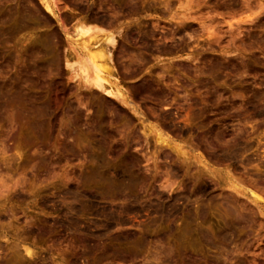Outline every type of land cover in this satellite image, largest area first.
<instances>
[{"label":"rangeland","instance_id":"obj_1","mask_svg":"<svg viewBox=\"0 0 264 264\" xmlns=\"http://www.w3.org/2000/svg\"><path fill=\"white\" fill-rule=\"evenodd\" d=\"M0 264H264V0H0Z\"/></svg>","mask_w":264,"mask_h":264},{"label":"bare ground","instance_id":"obj_2","mask_svg":"<svg viewBox=\"0 0 264 264\" xmlns=\"http://www.w3.org/2000/svg\"><path fill=\"white\" fill-rule=\"evenodd\" d=\"M54 5V4H53ZM44 7H45V10L47 11V12H49V13H52V10H51V8L47 5V4H44ZM186 19V18H185ZM79 32H78V34H79V36H81V37H86V36H90V34L93 32H91V30L89 29V28H83V27H80L79 29ZM119 33V32H118ZM105 41L108 43V45H110L111 47H114V45L116 44L115 43V38L114 37H112V35L111 36H107V38L105 39ZM97 42V41H96ZM106 43V44H107ZM91 44V43H90ZM92 45H94V48L93 49H91V47L89 46V47H86L85 48V50H87L88 51V55H87V57H86V59L85 60H83L82 59V61H83V65L81 66V67H83V66H85L84 68H81L80 70H81V72H82V69H85V70H83V72L85 73V71L87 70V69H89V71H90V69H91V72L90 73H92L93 72V78H91V79H88V78H85L84 80H85V82H87L88 84H90V85H92L93 86V88L95 89V90H98V91H104L106 94H107V96H110V97H115V98H117L119 95H120V92H118V91H114V90H106L105 89V83H107V81L102 77V75H104V73H111V71H112V69L111 68H109L110 66H109V63H110V58L108 57L109 56V54L107 53H105V51L106 50H103L102 49V46H100L101 47V49H99V47L98 46H96V43H94V44H92ZM93 47V46H92ZM105 47V46H104ZM105 49V48H104ZM106 52H108V50L106 51ZM74 54V53H73ZM72 59V58H71ZM79 59V58H78ZM68 60V59H67ZM77 61H79V60H77ZM80 62V61H79ZM75 63V62H74ZM80 63H82V62H80ZM76 64V63H75ZM79 64V63H78ZM71 66H74V64H72ZM67 67H68V65H67ZM76 67H77V65H76ZM69 68H72V67H70L69 66ZM74 68V67H73ZM78 68H80V65H79V67ZM79 70V69H78ZM71 71H73L72 69H71ZM78 75V74H77ZM76 75V76H77ZM112 75V74H111ZM88 76V75H87ZM91 77V76H90ZM109 81V80H108ZM89 85V86H90ZM12 100H13V98H12ZM10 101V100H9ZM14 101V100H13ZM11 102V101H10ZM15 102V101H14ZM13 104V103H12ZM124 105V104H123ZM150 132V131H149ZM159 140V139H158ZM156 142H158V141H156ZM101 156V155H100ZM181 156V155H180ZM103 158V157H102ZM102 158L100 157V159H101V161H98L97 159H99V157L98 158H96V160L98 161V164H97V167H96V169L94 170V172H93V178L95 179V181H96V183L97 184H99L100 185V187H101V192H100V197H101V199H103V200H107V199H110L112 196H113V194H115L114 196H122V195H127V196H129V195H132L133 193H132V191L135 189L134 187H135V185H136V183H137V181H138V179H137V177H136V175H134L133 174V169L131 170V171H133V172H131L128 168H120V169H116L117 167H115V169L113 170V173H112V177L111 176H107V172L109 171H106L105 170V168H104V165H105V163H104V165L102 164ZM99 159V160H100ZM122 166V165H121ZM123 166H126V165H123ZM128 166V165H127ZM126 166V167H127ZM106 167V166H105ZM134 168V167H133ZM106 187H108V188H111L110 189V192H109V190L106 188ZM234 187V186H233ZM115 191H113V190ZM230 189V188H229ZM111 190H112V193H111ZM238 190V189H237ZM234 191V190H233ZM114 192V193H113ZM252 194V193H251ZM253 195V194H252ZM255 196V195H254ZM258 196V195H257ZM131 197V196H130ZM72 198H73V196H72ZM116 198V197H115ZM114 198V199H115ZM253 199V198H252ZM261 199V198H260ZM76 200V199H75ZM259 200V199H258ZM70 208V207H69ZM88 208V207H87ZM148 209V208H147ZM147 209H145V210H147ZM109 210H110V208H109ZM130 212L132 211V213H133V211H135V210H137L135 207H130ZM150 210H151V208H150ZM72 210L70 209V212H71ZM177 211V210H176ZM151 212H153V211H151ZM106 213V212H105ZM104 213V214H105ZM113 213V212H112ZM128 213V212H127ZM155 213V212H154ZM72 215V214H71ZM106 216H107V214H106ZM109 216V215H108ZM112 216V215H111ZM72 217H73V215H72ZM114 217V216H113ZM72 219H74V217L72 218ZM109 219V218H108ZM111 219H113V218H111ZM119 219V218H118ZM70 220H71V218H70ZM119 221V220H118ZM122 221V220H121ZM71 222V221H70ZM76 222V221H75ZM74 222V223H75ZM112 224V223H111ZM71 224H69V226H70ZM77 225V224H76ZM68 226V225H67ZM78 226V225H77ZM107 227V226H106ZM111 227V226H110ZM78 228V227H77ZM87 228V227H86ZM110 229V228H109ZM106 230H107V228H106ZM105 232V231H104ZM87 233V232H86ZM99 238V237H98ZM29 252V251H28ZM31 253V252H30ZM31 255V254H30ZM32 257V256H31Z\"/></svg>","mask_w":264,"mask_h":264}]
</instances>
